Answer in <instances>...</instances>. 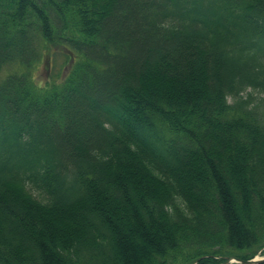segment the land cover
Segmentation results:
<instances>
[{"label":"trees","instance_id":"trees-1","mask_svg":"<svg viewBox=\"0 0 264 264\" xmlns=\"http://www.w3.org/2000/svg\"><path fill=\"white\" fill-rule=\"evenodd\" d=\"M258 254L264 0H0V264Z\"/></svg>","mask_w":264,"mask_h":264},{"label":"rangeland","instance_id":"rangeland-1","mask_svg":"<svg viewBox=\"0 0 264 264\" xmlns=\"http://www.w3.org/2000/svg\"><path fill=\"white\" fill-rule=\"evenodd\" d=\"M53 59H51V57L48 59L45 58L44 60L39 62V64L35 65V67L32 69L33 78L36 82H50L53 79L56 81H60L65 76L67 70L70 67L69 62L59 54H55ZM248 93L251 94V96L254 98H259L260 96H262V93L260 91L253 90L251 88L244 91L241 95L245 98L247 97ZM31 194L36 198H39L35 191H32Z\"/></svg>","mask_w":264,"mask_h":264},{"label":"water","instance_id":"water-1","mask_svg":"<svg viewBox=\"0 0 264 264\" xmlns=\"http://www.w3.org/2000/svg\"><path fill=\"white\" fill-rule=\"evenodd\" d=\"M232 262H236L239 264H260V263H264V257L263 258H254V259H250V260L227 258L222 264H230Z\"/></svg>","mask_w":264,"mask_h":264}]
</instances>
